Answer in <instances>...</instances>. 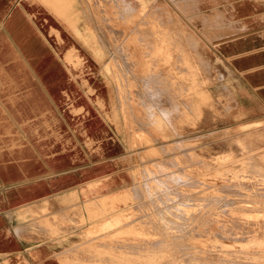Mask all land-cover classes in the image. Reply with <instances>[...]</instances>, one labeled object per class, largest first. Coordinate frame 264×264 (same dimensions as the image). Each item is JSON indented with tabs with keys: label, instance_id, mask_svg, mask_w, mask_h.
Returning a JSON list of instances; mask_svg holds the SVG:
<instances>
[{
	"label": "rangeland",
	"instance_id": "1",
	"mask_svg": "<svg viewBox=\"0 0 264 264\" xmlns=\"http://www.w3.org/2000/svg\"><path fill=\"white\" fill-rule=\"evenodd\" d=\"M74 1L68 0V12L62 16L74 36H69L70 42H85L68 44L66 56L82 87L83 105L74 102L73 93L67 125H37L40 159L48 160L42 155L52 149L64 154L53 159L66 161L58 171H37L27 182L78 184L65 192L68 200L78 204H48L26 212L32 217L28 224L36 240L52 244L50 259L62 264H97L98 258V264H153L154 260V264L175 260V264L179 260L181 264H229L225 261L231 259L233 264H264V185H259L264 183V121L235 116V100L219 67L218 46L213 44L263 28L264 0H95L98 7L93 12H72ZM54 16L58 20L61 14ZM81 26L84 33L78 31ZM47 116L51 117L47 110L37 112V120ZM90 118L99 123L90 125L94 122ZM79 121L81 125L76 124ZM50 132L62 137L39 139V134ZM244 203L246 212L241 208ZM254 220L256 232H244L242 224ZM237 237L247 245L233 244L230 258L223 245ZM192 239L201 241L192 244ZM136 243V250L130 247ZM158 247L164 252L160 254Z\"/></svg>",
	"mask_w": 264,
	"mask_h": 264
},
{
	"label": "crops",
	"instance_id": "2",
	"mask_svg": "<svg viewBox=\"0 0 264 264\" xmlns=\"http://www.w3.org/2000/svg\"><path fill=\"white\" fill-rule=\"evenodd\" d=\"M94 2L75 0L71 11L93 12L98 7ZM67 3L0 0V264H62L50 259L52 244L36 240L38 236L28 224L32 217L26 212L35 206L78 204L65 196L78 184L61 180L27 182L37 171H58L66 161L53 159L64 154L53 153L52 149L42 155L48 160L40 159L36 152L37 125H67L73 93L77 98L74 102L83 105L82 87L74 78L77 74L69 69L66 56L68 44L85 42L69 40L74 36L62 16L68 12ZM56 12L61 14L58 20ZM83 30L81 26L78 31ZM213 44L218 46L219 67L235 100V116L249 118L250 122L264 121V27ZM39 110H47L51 117L37 120ZM57 113L60 115L53 117ZM90 119L94 121L90 125L99 123ZM39 135V139L50 141L62 137L52 132Z\"/></svg>",
	"mask_w": 264,
	"mask_h": 264
},
{
	"label": "bare ground",
	"instance_id": "3",
	"mask_svg": "<svg viewBox=\"0 0 264 264\" xmlns=\"http://www.w3.org/2000/svg\"><path fill=\"white\" fill-rule=\"evenodd\" d=\"M57 1H58V0H57ZM15 2H16V1H15ZM176 2H177V1H176ZM179 2H180V1H179ZM193 2H194V1H193ZM187 3H188V2H187ZM190 3H191V2H190ZM67 4H68V3H67ZM182 4H184V3H182ZM195 4H196V2H195ZM178 5H181V4L178 3ZM184 6H185V5H184ZM184 6H183V7H184ZM186 7H187V6H186ZM62 9H63V8H62ZM121 9H122V8H121ZM123 10H124V9H122V11H123ZM185 10H187V9H185ZM188 11H189V10H188ZM115 12H116V11H115ZM121 14H122V13H121ZM123 14H124V13H123ZM129 14H130V13H129ZM191 14H192V13H191ZM118 15H119V14H118ZM124 15H125V14H124ZM124 15H123V16H124ZM5 17H6V16H5ZM120 18H121V17H120ZM144 20H146V19H144ZM3 21H4V20H3ZM142 21H143V20H142ZM143 23H144V21H143ZM145 23H146V22H145ZM1 26H2V25H1ZM142 27H143V26H142ZM140 29H141V28H140ZM140 29H138V30H140ZM255 29H256V28H255ZM138 30H137V31H138ZM141 30H142V29H141ZM141 30H140V32H141ZM252 30H253V29H252ZM159 31H160V30H158V33H159ZM140 32H138V33H140ZM143 32H145V31L143 30ZM115 33H116V32H115ZM161 33L163 34V32H161ZM117 34H118V33H117ZM162 34H161V35H162ZM247 34H248V33H247ZM128 35H129V34H128ZM130 35H131V34H130ZM149 35H150V34H149ZM149 35H147V36H149ZM166 35H167V34H165L164 37H166ZM159 36H160V35H159ZM139 37L141 38V36H139ZM139 37H138V38H139ZM164 37H163V38H164ZM169 37H170V36H169ZM140 38H139V39H140ZM164 39H165V38H164ZM165 40H166V39H165ZM165 40H164V41H165ZM168 40H170V39H168ZM168 40H166V42H170V41H168ZM172 43H173V42H172ZM149 44H151V43H149ZM153 44H154V43H153ZM158 44H159V43H158ZM154 45L156 46V44H154ZM148 46H152V44H151V45H148ZM159 46H160V45H159ZM102 47H103V46H102ZM156 47H157V46H156ZM167 47H168V46H167ZM153 48H154V47H152V49H153ZM150 49H151V47H150ZM154 49H155V48H154ZM154 49H153V50H154ZM156 49H157V48H156ZM158 49H159V48H158ZM158 49H157V50H158ZM153 50H152V51H153ZM179 50H181V49H179ZM121 51H122V50H121ZM147 51H148V52H151V51H149L148 49H147ZM148 52H147V53H148ZM109 53H110V52H109ZM124 53H125V52H124ZM145 53H146V52H145ZM151 53H152V52H151ZM154 54H156V53L154 52ZM154 54H153V55H154ZM144 55H145V54H144ZM147 55H148V54H146V56H147ZM149 55H150V54H149ZM154 56H155V55H154ZM160 59H161V58H160ZM187 66H188V65H187ZM190 68H191V67H190ZM251 70H252V69H251ZM193 72H194V70H193ZM189 76H190V75H189ZM165 78H166V76H165ZM167 81H169V80H167ZM172 83H173V82H172ZM178 85H179V84H178ZM256 86H257V85H256ZM171 87H172V86H171ZM181 87H183V86H181ZM186 89H187V88H186ZM206 97H208V96H206ZM184 98H185V96H184ZM190 98H191V97H190ZM192 98H193V97H192ZM192 98H191V99H192ZM204 98H205V97H204ZM178 105H179V104H178ZM178 105H177V106H178ZM246 175H247V174H246ZM251 175H252V174H251ZM249 176H250V175H249ZM246 178H247V177H246ZM258 178H259V177H258ZM237 179H238V178H237ZM239 179H241V176H240ZM255 179H256V178H255ZM263 179H264V178H263ZM245 180H246V179H245ZM257 180H258V179H257ZM242 181H243V183H244V180H242ZM246 181H247V180H246ZM246 181H245V183H247ZM237 182H238V181H237ZM259 182H260V180H259ZM241 183H242V182H241ZM241 183H240V184H241ZM252 183H253V182H252ZM255 183H256V185L258 184L257 182H255ZM238 184H239V182H238ZM205 185H209V184H207V182H206ZM242 185H244V184H242ZM259 185L262 186V185H264V183H263V184H259ZM238 186H240V185H238ZM246 186H247V185H246ZM240 187H241V186H240ZM240 187H239V188H240ZM254 187H255V186H254ZM263 187H264V186H263ZM263 187H262V188H263ZM246 188H247V187H246ZM251 188H252V186H251ZM259 188H260V187H259ZM259 188H257V189H259ZM254 189H255V188H254ZM254 189H253V190H254ZM243 190H244V189H243ZM249 190H250V188H249ZM253 190H250V191H253ZM255 190H256V189H255ZM263 190H264V189H263ZM250 191H248V192L250 193ZM258 191L262 192V190H260V189H259ZM244 192H245V191H244ZM246 192H247V191H246ZM248 192H247L246 195H248ZM253 192H255V191H253ZM253 192H252V193H253ZM256 192H257V191H256ZM240 193H241V190H240ZM252 193L249 194V196L252 195ZM243 194L245 195V193H243ZM253 194H254V193H253ZM257 194H258V193H257ZM260 194L263 195V193H260ZM240 195L242 196V194H240ZM249 196H247V197H249ZM253 196H255V194H254ZM247 197H246V198H247ZM252 198H253V197H252ZM252 198L250 197V201H252V200H251ZM245 200H249V199H244L243 201H245ZM253 200H254V198H253ZM250 201H249V202H250ZM255 201H256V199H255ZM257 201H258V200H257ZM261 201L263 202V200H261ZM261 201H260V202H261ZM209 202H210V201H209ZM215 202H216V201H215ZM217 202H218V201H217ZM220 202H222V201H220ZM220 202H219V203H220ZM249 202H248V203H249ZM258 202H259V201H258ZM258 202H256V203H258ZM195 203H196V202H195ZM213 203H214V202H213ZM219 203H218V204H219ZM242 203H243V202H242ZM202 204H203V203H202ZM207 204H208V203H207ZM207 204H206V205H207ZM222 204H223V203H222ZM260 204H261V203H260ZM263 204H264V203H263ZM196 205H199V204H196ZM213 205H215V204H212V206H213ZM253 205H254V204H253ZM256 205H259V204H256ZM256 205H255V206H256ZM212 206H211V207H212ZM208 207H209V206H208ZM241 208H242V211H243V212H246V211L249 209L245 203H244V205H243ZM250 209H252V208H250ZM253 209H254V208H253ZM257 209H258V208H257ZM257 209H255V210L257 211ZM208 210H210V209H208ZM228 210H229V209H228ZM232 210H233V209H232ZM232 210H231V211H232ZM206 211H207V209H206ZM206 211H205V212H206ZM211 211H212V210H210L209 212H211ZM218 211H219V209H218ZM222 211H225V210H222ZM234 211H235V210H234ZM234 211H233V212H234ZM237 211H238V210L236 209V213H237ZM253 211H254V210H253ZM258 211H259V209H258ZM207 212H208V211H207ZM240 212H241V211H240ZM240 212H239V213H240ZM250 212H251V211H250ZM261 212H263V210H262ZM201 213H202V212H201ZM211 213H213V211H212ZM216 213H218V212H216ZM219 213H221V212H219ZM222 213H223V212H222ZM222 213H221V214H222ZM224 213H226V211H225ZM229 213H230V210H229ZM241 213H242V212H241ZM221 214H220V215H221ZM227 214H228V212H227ZM227 214H226V216L228 217ZM231 214H232V213H231ZM246 214H247V213H246ZM246 214H245V216H246ZM254 214H256V213L254 212ZM254 214H253V215H254ZM259 214H260V211H259L258 215H259ZM262 214H263V213H262ZM129 215H130V214H129ZM129 215H128V216H129ZM232 215H233V214H232ZM232 215H231V216H232ZM241 215H242V214H241ZM243 215H244V213H243ZM250 215L253 216L252 213H251ZM212 216H213V215H212ZM212 216H211V217H212ZM226 216H225V217H226ZM229 216H230V215H229ZM231 216H230V218H231ZM233 216H235V214H234ZM233 216H232V217H233ZM237 216L239 217V215H237ZM247 216H248V215H247ZM262 216H264V215H262ZM262 216H261V217H262ZM126 217H127V216H126ZM211 217H210V219H211ZM223 217H224V216H223ZM243 217H244V216H243ZM254 217H255V216H254ZM239 218H240V217H239ZM249 218H250V217H249ZM257 218H258V217H257ZM257 218H255V219H257ZM259 218H260V217H259ZM127 219H129V217H128ZM193 219H194V218H193ZM197 219H198V218H197ZM207 219H208V218H207ZM216 219H217V218H216ZM234 219H236V218H233L232 220H234ZM242 219H243V218H240L239 221H242ZM245 219H246V218H245ZM251 219H252V218H251ZM251 219H250V220H251ZM262 219H263V218H262ZM262 219H260V220L262 221ZM133 220H135V219L133 218L131 221H133ZM185 220H187V219H185ZM199 220H200V218H199ZM199 220H198V221H199ZM221 220H223V219H220L219 221H221ZM232 220H231V222H232ZM129 221H130V220H129ZM183 221H184V220H183ZM214 221H216V220H214ZM217 221H218V220H217ZM225 221H227V219H224V222H225ZM228 221L230 222V220H228ZM235 221H236V220H235ZM235 221H234V222H235ZM243 221H244V220H243ZM255 221H257V220H254V222L251 223L252 225L250 224L251 226H250L249 224L245 225V222H244V224H242L243 226H245V230H244V232H248L249 229H250V231H252V234H253L254 232H256V227H257L256 225H257V222H255ZM196 222H197V221H196ZM231 222H230V223H231ZM247 222H249V221H247ZM247 222H246V223H247ZM133 223H134V222H133ZM152 223H154V222H152ZM156 223H157V222H156ZM183 223H184V222H183ZM183 223H182V224H183ZM189 223H190V222H189ZM199 223H200V221H199ZM226 223H227V222H226ZM259 223H261V222H259ZM259 223H258V224H259ZM262 223H263V222H262ZM190 224H192V223H190ZM194 224H195V223H194ZM220 224H221V223H220ZM222 224H224V223H222ZM227 224H228V226L230 225L229 223H227ZM237 224H239V223H237ZM237 224L235 223V225H237ZM263 224H264V223H263ZM131 225H132V224H131ZM131 225H130V226H131ZM134 225H135V224H134ZM157 225H158V224H157ZM157 225L154 224L155 227H156ZM164 225H165V224H163V226H164ZM188 225H189V224H187V228H189ZM196 225H198V222H197ZM248 225H249V226H248ZM261 225H262V224H261ZM132 226H133V225H132ZM154 226H153V227H154ZM178 226H180V225H178ZM181 226H182V225H181ZM184 226H185V225H184ZM193 226H194V225H193ZM219 226H220V225H219ZM224 226H225V225H224ZM226 226H227V225H226ZM231 226H233V222H232V225H231ZM240 226H241V225H240ZM240 226H239V229H236V230H235V228H234V229H232V230L238 231V230H240ZM159 227H160V225H159ZM159 227L157 226V229H158ZM165 227H166V225H165ZM165 227H163V228H165ZM222 227H223V226H222ZM258 227H259V226H258ZM261 227H262V226H261ZM263 227H264V226H263ZM263 227H262L261 229H263ZM168 228H169V227H168ZM176 228H177V227H176ZM206 228H207V227H206ZM230 228H231V227H230ZM236 228H237V227H236ZM259 228H260V227H259ZM170 229H171V228H170ZM192 229H193V228H192ZM222 229H224V228H222ZM261 229H259V231H260ZM162 230H165V229H162ZM176 230H178V229H176ZM183 230H184V229H183ZM187 230H188V229H187ZM187 230H186V231H187ZM225 230H226V229H224V231H225ZM241 230H242V229H241ZM156 231H157V230H156ZM168 231H169V230H168ZM179 231H180V230H179ZM181 231H182V228H181ZM191 231H192V230H191ZM191 231H190V232H191ZM262 231H263V230H261V234H262ZM187 232H188V231H187ZM190 232H189V233H190ZM156 233H157V232H156ZM156 233H155V234H156ZM184 233H185V231H184ZM197 233H198V232H197ZM218 233L220 234V232H218ZM218 233H217V234H218ZM239 233H240V232H239ZM241 233L244 234V235H246V233H243V231H242ZM258 233H260V232H258ZM263 233H264V232H263ZM172 234H174V233H172ZM178 234H179V233H178ZM190 234H192V233H190ZM190 234H189V235H190ZM199 234H203V233H202V232H201V233L199 232ZM211 234H212V233H211ZM215 234H216V233H215ZM222 234H223V233H222ZM222 234H221V235H222ZM250 234H251V233H250ZM156 235H158V233H157ZM163 235H164V234H163ZM175 235H177V234H174V236H175ZM192 235H193V234H192ZM196 235H198V234H196ZM203 235H205V234H203ZM209 235H210V232H209ZM229 235H230V234H228V236H229ZM232 235H233V234H232ZM236 235H237V234H236ZM254 235H255V234H254ZM258 235H259V234H258ZM178 236H180V235H178ZM178 236H177V237H178ZM193 236H194V235H193ZM205 236H206V235H205ZM216 236H217V235H216ZM252 236H253V235H252ZM255 236H256V235H255ZM261 236H262V235H261ZM261 236H258V237H261ZM263 236H264V235H263ZM263 236H262V237H263ZM181 237H182V235H181ZM189 237H190V236H189ZM223 237H225V236H223ZM226 237H227V236H226ZM230 237H231V236H230ZM233 237H235V236H233ZM239 237H241V236L239 235ZM245 237H246V238H245ZM245 237H244V239H248L247 236H245ZM250 237H251V236H250ZM256 237H257V236H256ZM256 237H255L254 240H256ZM258 237H257V238H258ZM156 238H157V237H156ZM160 238H161V237H160ZM160 238H159V239H160ZM182 238H184V236H183ZM194 238H195V237H194ZM207 238H208V237H207ZM209 238H210V237H209ZM227 238H228V237H227ZM241 238H242V237H241ZM138 239H140V237H139ZM162 239H163V238H162ZM164 239H165V238H164ZM179 239H180V238H179ZM211 239H212V238H211ZM214 239H216V238H214ZM231 239H232V240H231V242H229V243H226V244H225V243L223 242V244H225V246L223 245V249H225V250H223V251L226 253V256H227V254L229 255V254L233 251V250L230 248L231 246H233V244L238 243V244L244 246L245 243H246L244 239H239L238 237H237V239H233V238H231ZM252 239H253V237H252ZM252 239H251V240H252ZM263 239H264V238H263ZM263 239H262V240H263ZM152 240L155 241V239H153V238H152ZM170 240H171V239H170ZM180 240H181V239H180ZM193 240H194V239H192V242H193V243L191 242L192 244H196V243H195V242H196L195 240H197L199 243H200V241H201V240H198V239H195L194 241H193ZM254 240H253V242H254ZM257 240H258V239H257ZM257 240H256V241H257ZM260 240H261V238H260ZM262 240H261V241H262ZM137 241H138V240H137ZM137 241H136V242H137ZM139 241H141V240H139ZM147 241H148V240H147ZM149 241H150V240H149ZM160 241H161V240H160ZM182 241H183V240H182ZM186 241H187V240H186ZM209 241H210V240H209ZM217 241H218V240H217ZM219 241H220V240H219ZM249 241H250V239H249ZM249 241H248V242H249ZM141 242H142V241H141ZM141 242H140V243H141ZM157 242H158V241H157ZM162 242H164V241H162ZM166 242H167V241H166ZM166 242H164V244H165ZM188 242H189V241H188ZM212 242H213V241H212ZM251 242H252V241H251ZM257 242H258V241H257ZM129 243H130V242H129ZM129 243H128V244H129ZM137 243H139V242H137ZM137 243H136V246H130V247H131V248L134 247L135 250H136V249L138 248V247H137ZM142 243H143V242H142ZM150 243H151V242H150ZM155 243H156V241H155ZM159 243H160V242H158L157 244H158V245H161V244H162V243H161V244H159ZM167 243H168V242H167ZM167 243H166V244H167ZM189 243H190V242H189ZM207 243H208V242H207ZM209 243H210V242H209ZM214 243H215V241H214ZM217 243H220V242H217ZM217 243H215V244L217 245ZM221 243H222V242H221ZM255 243H256V242H255ZM255 243H254V244H255ZM259 243H260V242H259ZM262 243H263V242H262ZM131 244H132V243H131ZM134 244H135V243H134ZM148 244H149V243H148ZM152 244H153V241H152ZM164 244H163V245H164ZM170 244H172V243H170ZM177 244H178V241H177ZM215 244H214V246H215ZM138 245L141 246L142 244H138ZM153 245H154V244H153ZM158 245H155V246L157 247ZM183 245H184V244H183ZM202 245H203V244H202ZM204 245H205V244H204ZM218 245H219V244H218ZM220 245H221V244H220ZM246 245H247V243H246ZM246 245H245V246H246ZM249 245H250V243H249ZM251 245L253 246V244H251ZM251 245H250V246H251ZM256 245H257V244H256ZM150 246H151V245H150ZM150 246H149V247H150ZM164 246H165V245H164ZM168 246H169V245H168ZM170 246H171V245H170ZM170 246H169V248H170V250H171V247H170ZM189 246H190V245H189ZM195 246H196V245H195ZM210 246H212V245L210 244ZM221 246H222V245H221ZM259 246H260V245H259ZM262 246H263V245H262ZM162 247H163V246H162ZM172 247H173V245H172ZM174 247H175V246H174ZM182 247H183V246H182ZM198 247H199V246H198ZM198 247H197V248H198ZM204 247H205V246H204ZM212 247H213V246H212ZM224 247H225V248H224ZM128 248H129V247H127V249H128ZM142 248H143V251H147V249H146V250L144 249L145 247H142ZM152 248H153V247H152ZM154 248H155V247H154ZM154 248H153V249H154ZM158 248H159V247H158ZM175 248H176V247H175ZM175 248H174V249H175ZM177 248H178V247H177ZM193 248H194V247H193ZM210 248H211V247H210ZM239 248H240V247H239ZM127 249H126V250H127ZM149 249H150V248H148V250H149ZM164 249H165V255H166V248L164 247ZM174 249H172V250L174 251ZM178 249H179V248H178ZM181 249H182V248H181ZM184 249H185V248H184ZM187 249H188V248H187ZM195 249H196V248H195ZM195 249H194V250H195ZM203 249H204V248H203ZM211 249H212V248H211ZM242 249H243V248H242ZM167 250H168V249H167ZM170 250L167 252V255H170V254H168V253H171ZM175 250H177V249H175ZM190 250H191V249H190ZM199 250H200V249H199ZM201 250H202V249H201ZM207 250L210 251V249H207ZM221 250H222V249H221ZM245 250H248V249H245ZM245 250H244V251H245ZM259 250H260V248H259ZM130 251L133 252V249L130 250ZM137 251H138V250H137ZM139 251H140V250H139ZM153 251H155V250H153ZM157 251L160 253V251H162V250H160V248H159V250H157ZM173 251H172V253H173ZM183 251H184V250H183ZM196 251H197V250H196ZM202 251H203V250H202ZM217 251H219V249H218ZM237 251L242 252L241 250H237ZM249 251H250V250H249ZM251 251H252V250H251ZM256 251H257V250H256ZM162 252H164V251H162ZM186 252H188V250H187ZM192 252H193V251H192ZM192 252H190V253L192 254ZM205 252H206V250H205ZM210 252H211V251H210ZM214 252H215V251H214ZM254 252H255V251H254ZM149 253H150V252H149ZM152 253H153V252H152ZM155 253H157V252H155ZM174 253H175V252H174ZM184 253H185V252H184ZM211 253H212V252H211ZM236 253H237V252H236ZM98 254H99V253H98ZM157 254H158V253H157ZM160 254H161V253H160ZM177 254H178V257H177V258H178V259H179V258L181 259V257H179V254H180V253H177ZM187 254H189V253H187ZM191 254H189V255H191ZM206 254H207V253H206ZM206 254H204V255H206ZM223 254H224V253H223ZM231 254H232V253H231ZM243 254H245V252H243ZM246 254H247V253H246ZM149 255H150V254H149ZM155 255H156V254H155ZM155 255H154V256H155ZM158 255H159V254H158ZM158 255H157V256H158ZM163 255H164V254H163ZM173 255H174V254H173ZM181 255H183V252H182ZM197 255L200 256V252H199V254H198V252H197ZM202 255H203V253H202ZM216 255H217V254H216ZM224 255H225V254H224ZM233 255H234V254H233ZM233 255H232V256H233ZM247 255H249V253H248ZM154 256H153V258H154ZM157 256H156V257H157ZM176 256H177V255H176ZM206 256L208 257V254H207ZM211 256H213V254H212ZM214 256H215V255H214ZM217 256H219V254H218ZM226 256H225V259H226ZM237 256H238V254H237ZM240 256H242V255H240ZM243 256H244V255H243ZM254 256H255V255H254ZM96 257H97V256H96ZM100 257H101V256H100ZM148 257H149V256H148ZM161 257H162V255H161ZM187 257H188V256H187ZM200 257H201V256H200ZM229 257H230V258H233V257H231L230 255H229ZM229 257H228V258H229ZM247 257H249V256H247ZM250 257H251V256H250ZM255 257H256V256H255ZM255 257H254V258H255ZM258 257H259V256H258ZM261 257H262V256H261ZM83 258H84V257H83ZM91 258H93V257H90V259H91ZM101 258H102V257H101ZM157 258H160V256L157 257ZM163 258H164V257H162V259H163ZM166 258H167V257L165 256V260H166ZM169 258H172V257H168V261L170 262ZM182 258L184 259L183 256H182ZM193 258H194V257H193ZM230 258H229V259H230ZM251 258H252V257H251ZM259 258H260V257H259ZM87 259H89V258H87ZM146 259H148V258H146ZM149 259H150V257H149ZM155 259H156V258H155ZM185 259H186V258H185ZM191 259H192V258H191ZM194 259H195V258H194ZM219 259H220V257H219ZM225 259H224V261H225ZM234 259H235V257H234ZM261 259H262V258H261ZM65 260H66V258H65ZM78 260H79V259H78ZM96 260H97V261H96ZM96 260H95V261H96L97 264H98V260H99V258L96 259ZM103 260H104V259H102V261H103ZM150 260H151V259H150ZM174 260H175V259H174ZM192 260H193V259H192ZM199 260H201V259H199ZM199 260H197V261H199ZM226 260H227V259H226ZM246 260H248V259H246ZM66 261H67V260H66ZM68 261H69V260H68ZM100 261H101V260H100ZM148 261H149V260H148ZM148 261H147V262H148ZM157 261H158V260H157ZM161 261H162V260H161ZM163 261H164V260H163ZM172 261H173V260H172ZM177 261H178V260H177ZM181 261H182V260H179L180 264H181ZM186 261H187V259H186ZM188 261H190V260H188ZM195 261H196V260H194V262H195ZM218 261H219V260H218ZM231 261H232V259H231ZM231 261H230V262H231ZM233 261H234V260H233ZM233 261H232V262H233ZM137 262H139V261H137ZM147 262H146V263H147ZM150 262H151V261H150ZM175 262H176V260H175ZM175 262H174V264H175ZM219 262H221V261H219ZM219 262H216V263H219ZM222 262H223V261H222ZM225 262H227V263L230 264V262H229L228 260L225 261ZM232 262H231V263H232ZM142 263H143V262H142ZM144 263H145V262H144ZM151 263H152V262H151ZM154 263H155V260H154ZM154 263H153V264H154ZM158 263H159V262H158ZM163 263H164V262H162V263H160V264H163ZM188 263H189V262H188ZM206 263H207V262H206ZM79 264H80V263H79ZM87 264H88V263H87ZM95 264H96V263H95ZM147 264H148V263H147ZM156 264H157V263H156ZM183 264H186V263H183ZM190 264H191V263H190ZM202 264H204V263H202ZM207 264H208V263H207ZM232 264H233V263H232ZM238 264H239V263H238ZM242 264H243V263H242Z\"/></svg>",
	"mask_w": 264,
	"mask_h": 264
}]
</instances>
